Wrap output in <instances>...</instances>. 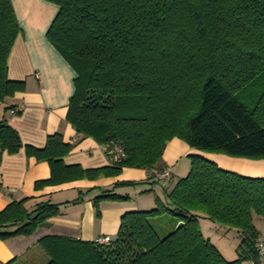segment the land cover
<instances>
[{
	"label": "trees",
	"instance_id": "obj_1",
	"mask_svg": "<svg viewBox=\"0 0 264 264\" xmlns=\"http://www.w3.org/2000/svg\"><path fill=\"white\" fill-rule=\"evenodd\" d=\"M45 1L57 7L46 39L75 73L66 121L106 152L118 145L123 156L98 168L66 165L72 145L60 133L48 135L42 148L23 145L0 117V161L3 153L24 148L27 157L49 166L36 190L113 177L123 167L162 169V153L173 138L200 152L264 159V0ZM20 32L11 0H0V102L25 89L23 80L7 76ZM189 165L163 190L165 204L155 197L153 208L123 214L109 244L41 237L44 264H259L260 233L252 218L264 222V177L243 176L195 154ZM103 199L127 197L94 198L96 216ZM24 201L0 211V240L30 236L58 214L49 200L31 211ZM201 216L239 234L236 259L226 260L202 236Z\"/></svg>",
	"mask_w": 264,
	"mask_h": 264
},
{
	"label": "crops",
	"instance_id": "obj_2",
	"mask_svg": "<svg viewBox=\"0 0 264 264\" xmlns=\"http://www.w3.org/2000/svg\"><path fill=\"white\" fill-rule=\"evenodd\" d=\"M11 3L21 32L8 57L7 76L11 80H23L25 89L0 102V117H4L18 133L23 145L42 148L48 135L60 133L63 141L72 145L69 154L63 158L66 165L77 164L83 169L110 165L113 160L105 146L77 134L65 119L75 73L45 36L57 11L56 5L45 0H11ZM192 154L209 159L225 170L264 177V160L200 152L173 138L166 143L159 163L170 171V182H173L174 174L184 176L188 161L185 156ZM49 175L48 164L27 157L24 148L15 154L3 153L0 161V211L12 201L24 199L25 209L31 211L38 202L49 200L57 204L58 214L39 225L30 236L0 240V264L12 260L13 264H44L47 257L37 241L46 235L83 241H94L99 236L113 239L121 216L153 208L155 197L160 199L154 186L164 190L169 182L162 186L154 181L148 169L123 167L113 177L78 179L36 190L35 182L47 179ZM125 181L137 184L114 187L115 183ZM107 194L126 196L127 199L100 200L99 215L96 216L94 198ZM199 227L201 230L200 224ZM260 238L263 241L261 235ZM260 259L259 264H263L264 252Z\"/></svg>",
	"mask_w": 264,
	"mask_h": 264
},
{
	"label": "rangeland",
	"instance_id": "obj_3",
	"mask_svg": "<svg viewBox=\"0 0 264 264\" xmlns=\"http://www.w3.org/2000/svg\"><path fill=\"white\" fill-rule=\"evenodd\" d=\"M185 158L188 161L185 166L187 167V169L185 168L184 176L187 174L189 170L188 165L190 164V156H185ZM259 160H264V159H259ZM243 176H246V175H243ZM179 177H183V176H180V174H174L173 182ZM248 177H255V176H248ZM173 182L169 186H167L169 189L172 187ZM154 189L157 190L160 200L165 204L167 201V198L164 196L163 189L159 187L158 185L157 186L155 185ZM252 221L264 241V222L263 220L261 219L260 216L253 215ZM199 224L202 227L200 230L202 233V236L205 239L209 240L210 243H212L216 247V249L221 253V255L226 260L231 261L237 258L236 249L239 244L240 238L235 230L229 229L203 216L198 218V225ZM260 261L262 260L260 259ZM241 264H253V263H251L250 260H244L241 262Z\"/></svg>",
	"mask_w": 264,
	"mask_h": 264
},
{
	"label": "built area",
	"instance_id": "obj_4",
	"mask_svg": "<svg viewBox=\"0 0 264 264\" xmlns=\"http://www.w3.org/2000/svg\"><path fill=\"white\" fill-rule=\"evenodd\" d=\"M108 152L111 154V159L113 161H116L120 157L123 156L122 149L118 145H112ZM150 173L152 174L153 178L157 180L161 185L165 184V182H167L171 178V173L166 168H162V169L153 168L151 169ZM94 242L97 244H109L110 237L109 236H99L94 239ZM257 246H258L259 252L263 254L264 245L260 237L257 240Z\"/></svg>",
	"mask_w": 264,
	"mask_h": 264
}]
</instances>
